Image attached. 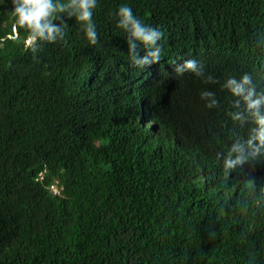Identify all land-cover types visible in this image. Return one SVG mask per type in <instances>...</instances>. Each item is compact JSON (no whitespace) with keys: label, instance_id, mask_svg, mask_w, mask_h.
Listing matches in <instances>:
<instances>
[{"label":"trees","instance_id":"obj_1","mask_svg":"<svg viewBox=\"0 0 264 264\" xmlns=\"http://www.w3.org/2000/svg\"><path fill=\"white\" fill-rule=\"evenodd\" d=\"M122 5L162 33L159 63L131 65ZM11 13L0 0V264H264V149L225 167L255 125L222 87L264 93V0H97L95 45L72 18L36 52ZM186 59L217 83L177 75Z\"/></svg>","mask_w":264,"mask_h":264},{"label":"clouds","instance_id":"obj_2","mask_svg":"<svg viewBox=\"0 0 264 264\" xmlns=\"http://www.w3.org/2000/svg\"><path fill=\"white\" fill-rule=\"evenodd\" d=\"M11 4V15L16 25L32 39V52H36L37 46L42 42L55 43L63 40L67 20L72 18L82 25L90 44L95 45L98 41L93 22L97 0H11ZM117 17V27L127 33L126 44L131 65L143 69L159 63L162 55V49L158 43L162 37L159 29L148 26L137 19L127 5L119 7ZM141 50H143V55H141ZM174 72L177 75L193 73L197 77H204V83H217L212 75L205 74L202 65L195 59H186L183 63L177 64ZM222 87L238 98L234 106L239 108L242 104L244 111L253 118L255 125L250 130L249 138L243 142L239 140L235 142L225 158V167L233 169L243 165L249 157L259 155L264 149V111H262L264 93H257L252 78L248 74L239 80L230 77ZM200 97L209 101L206 105L208 108L217 104L215 94L211 91L201 92ZM230 115L234 120H240L243 113Z\"/></svg>","mask_w":264,"mask_h":264},{"label":"built area","instance_id":"obj_3","mask_svg":"<svg viewBox=\"0 0 264 264\" xmlns=\"http://www.w3.org/2000/svg\"><path fill=\"white\" fill-rule=\"evenodd\" d=\"M53 193H58L59 189L56 188L54 185L49 186Z\"/></svg>","mask_w":264,"mask_h":264},{"label":"rangeland","instance_id":"obj_4","mask_svg":"<svg viewBox=\"0 0 264 264\" xmlns=\"http://www.w3.org/2000/svg\"><path fill=\"white\" fill-rule=\"evenodd\" d=\"M30 41V38H27L26 40H25V43H28Z\"/></svg>","mask_w":264,"mask_h":264}]
</instances>
